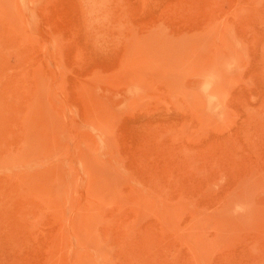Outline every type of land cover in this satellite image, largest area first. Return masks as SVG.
Returning <instances> with one entry per match:
<instances>
[{
	"label": "rangeland",
	"instance_id": "1",
	"mask_svg": "<svg viewBox=\"0 0 264 264\" xmlns=\"http://www.w3.org/2000/svg\"><path fill=\"white\" fill-rule=\"evenodd\" d=\"M0 264H264V0H0Z\"/></svg>",
	"mask_w": 264,
	"mask_h": 264
}]
</instances>
